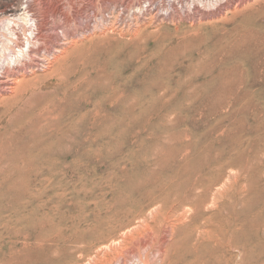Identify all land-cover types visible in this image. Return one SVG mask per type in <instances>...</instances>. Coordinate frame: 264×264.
<instances>
[{"label": "rangeland", "instance_id": "1", "mask_svg": "<svg viewBox=\"0 0 264 264\" xmlns=\"http://www.w3.org/2000/svg\"><path fill=\"white\" fill-rule=\"evenodd\" d=\"M26 1L0 0V264H264V0H29L38 38Z\"/></svg>", "mask_w": 264, "mask_h": 264}, {"label": "bare ground", "instance_id": "2", "mask_svg": "<svg viewBox=\"0 0 264 264\" xmlns=\"http://www.w3.org/2000/svg\"><path fill=\"white\" fill-rule=\"evenodd\" d=\"M39 1H41V0H39ZM47 1V0H46ZM195 1V0H194ZM208 1V0H207ZM27 2V6H26V13L27 12H29L31 15H32V17L34 18V20H35V22H34V25H35V30L37 31V36L35 37V38H38V35L40 36V31L42 30V28H43V21L44 20H42L39 16V18H37V17H34V13L33 12H35L34 11V8L32 7V5H30V3H29V0H27L26 1ZM31 2V1H30ZM200 2V1H199ZM206 2V1H205ZM48 3V2H47ZM46 3V4H47ZM194 3V2H193ZM42 4L44 5V3L42 2ZM41 4V5H42ZM34 6V5H33ZM49 6V5H48ZM59 6V5H58ZM56 7V6H55ZM44 8V6L42 7V9ZM46 10V9H45ZM50 10H51V8H50ZM42 11V10H41ZM52 11H56L57 12V8H53V10ZM3 13H4V15L6 14H9V15H14L15 14V10L13 11V10H4L3 11ZM42 13V12H41ZM45 13V12H44ZM43 14V13H42ZM30 15V16H31ZM39 15V14H38ZM44 15V14H43ZM37 16V15H36ZM41 16V15H40ZM26 17V16H25ZM43 17V16H42ZM30 19V18H29ZM7 20H9L8 22H10V21H13L12 19H9V18H7ZM44 24H45V21H44ZM44 29V28H43ZM7 30H12V33L14 34V35H16V38H18V35H17V33L16 32H14L13 31V26H11V27H8V29ZM34 30V31H35ZM32 32H33V29L31 30ZM33 37V38H34ZM13 44H14V46L13 47H17L18 49H17V51L15 52L17 55H23V49H22V43L20 44V43H17V42H15V41H12V40H10ZM19 41V40H18ZM27 42L28 43H30V40H29V38H27ZM32 42V41H31ZM7 48H9V47H7ZM9 49H11V47L9 48ZM26 49H27V47H26ZM27 51V50H26ZM32 51V49H28V53L29 52H31ZM15 53H12L11 55H10V59L12 60L13 58H15L16 56V54ZM13 56V57H12ZM15 56V57H14ZM8 71V69L5 67L4 68V70L2 71V72H0V73H6Z\"/></svg>", "mask_w": 264, "mask_h": 264}]
</instances>
